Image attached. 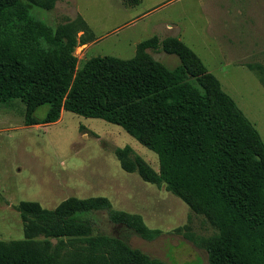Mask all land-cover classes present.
Here are the masks:
<instances>
[{
    "label": "trees",
    "instance_id": "obj_1",
    "mask_svg": "<svg viewBox=\"0 0 264 264\" xmlns=\"http://www.w3.org/2000/svg\"><path fill=\"white\" fill-rule=\"evenodd\" d=\"M55 1L0 0V103L25 102L27 127L54 124L63 111L122 127L158 156L159 172L130 158L128 147L116 151L122 168L165 184L217 228L208 264H264V142L218 79L185 44L157 37L141 42L132 59L97 57L77 70L74 48L92 36L86 21L78 16L54 29L31 13ZM170 43L175 49L166 48ZM162 48L180 64L170 69L147 53ZM104 206H110L105 199H69L51 212L22 202L28 239L0 242V264H55L52 243L40 250L34 236L84 237ZM131 219L147 232L139 217ZM80 242L111 254L113 264H163L118 237Z\"/></svg>",
    "mask_w": 264,
    "mask_h": 264
},
{
    "label": "rangeland",
    "instance_id": "obj_2",
    "mask_svg": "<svg viewBox=\"0 0 264 264\" xmlns=\"http://www.w3.org/2000/svg\"><path fill=\"white\" fill-rule=\"evenodd\" d=\"M31 13L54 29L78 16L86 21L92 36L74 48L77 70L97 57L132 59L138 45L153 37L185 44L264 142V72L258 68L264 69V0H56L53 8ZM147 53L170 69L180 64L164 48ZM26 111L21 100L0 103V242L28 239L22 202L54 212L69 199H105L110 206L98 210L88 235L40 234L33 238L35 247L46 250L52 243L55 264H113L111 254L90 252L80 240L118 237L163 264H208L207 246L219 241L210 218L165 184L123 169L116 154L128 147L130 158L139 157L158 173L153 151L120 126L67 111L54 124L27 127ZM125 216L129 223L122 222Z\"/></svg>",
    "mask_w": 264,
    "mask_h": 264
},
{
    "label": "water",
    "instance_id": "obj_3",
    "mask_svg": "<svg viewBox=\"0 0 264 264\" xmlns=\"http://www.w3.org/2000/svg\"><path fill=\"white\" fill-rule=\"evenodd\" d=\"M56 240H54V242H55Z\"/></svg>",
    "mask_w": 264,
    "mask_h": 264
}]
</instances>
